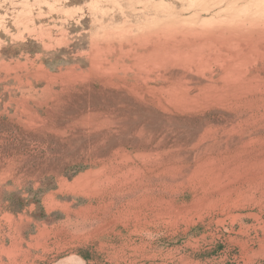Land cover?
<instances>
[{
    "label": "rangeland",
    "instance_id": "374dc122",
    "mask_svg": "<svg viewBox=\"0 0 264 264\" xmlns=\"http://www.w3.org/2000/svg\"><path fill=\"white\" fill-rule=\"evenodd\" d=\"M0 264H264V0H0Z\"/></svg>",
    "mask_w": 264,
    "mask_h": 264
}]
</instances>
